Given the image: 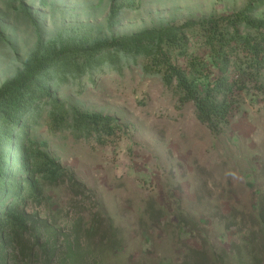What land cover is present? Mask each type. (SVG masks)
<instances>
[{
    "label": "rangeland",
    "instance_id": "1",
    "mask_svg": "<svg viewBox=\"0 0 264 264\" xmlns=\"http://www.w3.org/2000/svg\"><path fill=\"white\" fill-rule=\"evenodd\" d=\"M247 1L128 0L110 25L108 0H0V85L20 68L38 36L104 39L230 13ZM58 97L82 112L114 117L126 130L116 144L100 146L66 132L50 134L43 120L32 128L88 189L79 198L65 187L48 190L37 210L62 235L61 250L75 221L85 227L98 219L108 235L109 218L117 247L88 254L105 264H192L205 253L207 264H253L244 248L248 235L259 239L254 264H264L260 238L255 228L249 231L264 192V94L244 101L217 135L197 121L191 104L175 110L160 81L134 66L123 75L96 77L93 86H61Z\"/></svg>",
    "mask_w": 264,
    "mask_h": 264
},
{
    "label": "trees",
    "instance_id": "2",
    "mask_svg": "<svg viewBox=\"0 0 264 264\" xmlns=\"http://www.w3.org/2000/svg\"><path fill=\"white\" fill-rule=\"evenodd\" d=\"M108 2L111 25L128 0ZM131 66L143 77L158 79L175 110L191 104L197 121L220 134L244 101L264 94V0H248L226 14L104 39L63 32L47 41L38 36L20 68L0 85V264H105L88 254L117 247L116 229L107 218L112 233L105 235L98 219L85 227L77 220L60 249L62 235L37 210L48 190L65 187L79 198L88 189L49 153L45 140L33 136L32 128L43 120L50 134L66 132L74 141L116 144L126 135L118 119L82 112L60 101L58 91L61 86H93L96 77L123 75ZM256 207L249 231L255 228L264 254V192L257 196ZM179 216L191 221L183 213ZM254 239L256 235H248L243 240L253 264L259 242ZM206 258L207 253L192 264H207Z\"/></svg>",
    "mask_w": 264,
    "mask_h": 264
}]
</instances>
